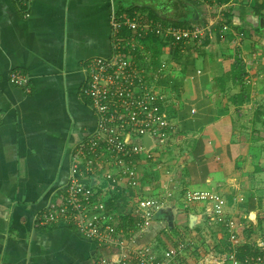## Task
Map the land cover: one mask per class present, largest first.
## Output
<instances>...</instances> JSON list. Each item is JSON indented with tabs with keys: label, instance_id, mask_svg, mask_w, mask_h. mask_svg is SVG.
<instances>
[{
	"label": "crops",
	"instance_id": "crops-1",
	"mask_svg": "<svg viewBox=\"0 0 264 264\" xmlns=\"http://www.w3.org/2000/svg\"><path fill=\"white\" fill-rule=\"evenodd\" d=\"M159 1L33 0L30 15L24 17L15 0H0V264H86L96 253L95 245L73 228H38L35 217L51 193L66 183L71 147L95 126L89 102L80 93L81 67L91 57L111 53V10L130 3L147 8L141 11L144 17H150L152 7L160 21H172L170 12H176L170 9L172 3L160 9ZM233 2L246 12L237 16L243 32L232 31L238 47H245V41L240 46L242 38L253 53L264 51V30H255L264 20V0ZM202 49L209 48L185 54L183 61L189 57L190 63L176 71L168 68L163 79L176 94L168 107V112L175 109L170 118L178 128L167 146L174 154L170 156L167 147L156 150L155 159L140 165L145 180L138 190L144 196L164 197L163 209L172 214V223L169 228L163 218L154 219L137 237L141 245L151 246L150 241L157 240L166 227L180 232L186 228L214 243L205 204L184 201L187 190L220 194L227 203L226 216L241 223L243 242L264 238V151L257 153L254 147L264 142V120L253 110L258 102L248 86V101L241 107L231 102L236 91L228 95L224 90L232 83L228 73ZM13 70L26 77L29 92L9 81ZM162 167L166 173L172 169L175 176H164ZM117 197L123 199L122 206L127 205L122 195ZM114 203L119 204L109 202ZM190 214L198 216L192 228L188 227Z\"/></svg>",
	"mask_w": 264,
	"mask_h": 264
},
{
	"label": "built area",
	"instance_id": "built-area-1",
	"mask_svg": "<svg viewBox=\"0 0 264 264\" xmlns=\"http://www.w3.org/2000/svg\"><path fill=\"white\" fill-rule=\"evenodd\" d=\"M15 1L28 17L33 0ZM144 18L137 11L130 15L111 10V53L91 57L81 67L80 93L89 102L95 126L71 147L66 183L51 193L35 217V227L65 225L92 242L96 253L86 264H179L184 254L182 242L165 249L136 242L154 215L166 207L164 197L139 192L145 180L140 165L155 159L152 150L165 149L178 129L168 115L176 98L163 80L168 67L162 58L153 56L146 38L154 34L164 47L185 55L202 47L213 22L177 27ZM245 73L246 84L248 67ZM9 81L30 91L26 77L18 71L10 72ZM145 135L151 144H145ZM117 195L127 205L122 206L123 199ZM112 200L119 204H109ZM184 200L203 202L208 225L220 226L228 235L227 248L203 253L201 264H264V238L243 242L238 230L241 223L226 216L227 203L220 194L187 190Z\"/></svg>",
	"mask_w": 264,
	"mask_h": 264
},
{
	"label": "rangeland",
	"instance_id": "rangeland-1",
	"mask_svg": "<svg viewBox=\"0 0 264 264\" xmlns=\"http://www.w3.org/2000/svg\"><path fill=\"white\" fill-rule=\"evenodd\" d=\"M128 1L130 0H123V3ZM210 1L211 0H196L194 6V8H196L195 19L197 22H200L201 24H206L211 18L216 19V21H213L214 32L212 28L211 33H207L205 35L206 44L203 43L200 46H202L201 48H209L208 50H202L207 51V53H211L214 57L213 60L217 59L220 62L219 66L222 67L223 70L226 71V73H228V80L230 78L229 73L232 64L235 60L238 59L241 64L244 65V67H248L250 77L249 79H247L248 82H246L245 87L248 86L247 89L250 92L254 91L253 97L256 99L255 101L258 102V106L260 105V107L257 106L253 108V110L256 111L257 109L259 111L258 117H261L260 119L264 120V51H258V54L253 53L252 49L250 48V44L247 43V40H244L242 38L241 41L239 40L240 46L242 47L241 44L244 43V41L246 42L244 43L245 47H243V50H241L237 45L235 36L232 31H234L233 26L236 25L237 21H239L237 16L242 17L246 14V12L243 13V7H238L236 6V4H233V1L235 0H231V2L229 1V5H226L225 7L222 6L223 4L215 5V3H211ZM220 6H222L221 9ZM237 7L238 10L236 9ZM228 21H230V23ZM223 26H226V29H224ZM162 48L165 49L163 51L162 60L166 63V66L171 69V71H176V69H180L185 65V63H183V59L185 58L183 57V54V56H178V54L176 55L174 53L175 49L171 51V49H169V46L164 47L163 44ZM173 53L175 55H173ZM173 75H177V73L175 72ZM225 77L227 78V76ZM239 89V85L233 84L231 82H228V86H225L224 88L228 95H230L232 91H236L235 93H237ZM256 126L258 128L260 127V124L257 123ZM246 142L248 143V141ZM252 143L253 142H251V144ZM257 143L258 144H254L255 151L257 153H262L264 151V142L260 140ZM168 150H170V156L171 154H174L172 152V148L169 147ZM168 150H166V152ZM162 151H164V149ZM152 152L155 153L157 151L153 149ZM167 169L169 170V167H167ZM171 170L172 169H170V171H167L166 173V170L164 169V167H162L160 173L164 174V176H175L172 174ZM125 182L126 180H124L121 184L124 185ZM208 230L210 231V239H214V243H209L208 241H206L207 238L204 234H198L194 236L193 232L188 231V229L186 228L183 230V232H180L178 228H173L163 230L157 240L150 241V245L152 247L155 246L164 249L168 246H175L178 242L181 241L185 245V248L183 249L184 254L181 255L179 264H197L199 263L203 253H206L207 251L216 248L217 250H225V248H227L228 246V244L226 245L225 240V238L227 239V235L223 228L217 225H212L208 227ZM220 234H223V236Z\"/></svg>",
	"mask_w": 264,
	"mask_h": 264
},
{
	"label": "trees",
	"instance_id": "trees-1",
	"mask_svg": "<svg viewBox=\"0 0 264 264\" xmlns=\"http://www.w3.org/2000/svg\"><path fill=\"white\" fill-rule=\"evenodd\" d=\"M169 1L172 3V5H170V9L172 8V12L175 10L176 12L171 13L170 12V17L172 18L170 22H163L162 20L160 21V18L158 16L157 13V9H150L149 11V16L150 17H145L144 20L148 21V20H152L154 23H160L162 25H166L167 23L176 25L177 27H186L189 26L192 21L195 19V2L196 0H160L159 4L157 5V8L160 7V9H162L161 7H165L168 6L166 2L169 3ZM177 4H175V2ZM231 0H211V3H215V5H221L224 3H228ZM240 1V0H239ZM174 3V5H173ZM190 3V4H189ZM129 5H127L126 7H121V9H118V11L124 10L126 9V12L128 14H132L133 11H144L147 8H144L142 6H135L132 5L130 3H128ZM181 7V9L178 11L177 8ZM166 10V9H165ZM228 15V14H227ZM197 25H201L200 22L195 21ZM230 23V21H228ZM233 23V22H232ZM234 32L241 30L243 32V28L241 29L240 26H238L237 24L234 26L233 28ZM256 32H261L264 30L263 27H261V25L259 24V26L257 28H255ZM241 32V33H242ZM146 42L148 44V47L151 49V51L153 52V56L154 57H158L161 58V55L163 53L162 51V43L160 42L159 37H157L156 35H148L146 38ZM206 43V41H205ZM204 43V44H205ZM181 56H183L182 54H180ZM190 63V59L189 57H186L185 61H183V63H185V65L187 63ZM159 63V60L156 59V64ZM180 74L185 75V70L181 69L180 70ZM245 67L243 64H241V62L237 59L233 62L231 70H230V74H229V79L232 81L233 84L239 85L240 89L237 93H235L233 96H231V102L236 106V107H241L246 101H248V92L244 86V76H245ZM223 81V79H222ZM175 88V87H174ZM175 90V89H174ZM177 91L179 92V88L177 87ZM175 109H170V112H168L169 117L172 114V111H174ZM167 229V227H166Z\"/></svg>",
	"mask_w": 264,
	"mask_h": 264
},
{
	"label": "water",
	"instance_id": "water-1",
	"mask_svg": "<svg viewBox=\"0 0 264 264\" xmlns=\"http://www.w3.org/2000/svg\"><path fill=\"white\" fill-rule=\"evenodd\" d=\"M263 19H260V25L261 27H263ZM144 142L146 145L151 144V140L149 139V137L147 135L144 136ZM167 210V209H166ZM154 219H160L163 218L168 224H169V228H171V223H172V214H166L165 209H160L153 217ZM197 215L194 214H190L188 217V227L192 228L194 226V224L197 222ZM201 264V263H198Z\"/></svg>",
	"mask_w": 264,
	"mask_h": 264
}]
</instances>
